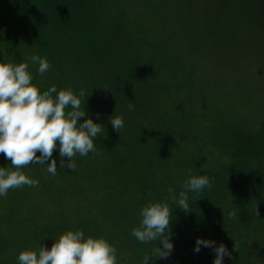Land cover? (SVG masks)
<instances>
[{"label":"trees","instance_id":"trees-1","mask_svg":"<svg viewBox=\"0 0 264 264\" xmlns=\"http://www.w3.org/2000/svg\"><path fill=\"white\" fill-rule=\"evenodd\" d=\"M154 1L0 0V63L27 62L41 92L83 89L86 116L79 122L91 118L104 127L94 139L97 152L77 154L74 171L60 167L58 148L57 175L47 165L26 166L35 170L32 179L48 181L49 203H36L42 189L30 186L26 199L10 198V190L0 196V264H18L26 249L50 248L68 230L84 231V221L116 226L107 241L118 264L144 261L146 254L149 264H214L212 247L195 251L198 238L226 246L231 258L223 264H264V119L216 123L219 114L202 88L181 84L163 63ZM252 5L264 38V0ZM32 55L50 63L43 76ZM116 115L124 119L120 133L109 122ZM10 163L0 154V167ZM191 175L208 176L212 187L188 191L185 212L171 197L179 198ZM150 202L168 203L172 213L173 251L166 259L152 255L163 248L158 240L141 243L131 235Z\"/></svg>","mask_w":264,"mask_h":264},{"label":"clouds","instance_id":"clouds-1","mask_svg":"<svg viewBox=\"0 0 264 264\" xmlns=\"http://www.w3.org/2000/svg\"><path fill=\"white\" fill-rule=\"evenodd\" d=\"M33 64H38V73L43 76L51 67L46 58L37 55L29 57ZM29 64L0 63V154L10 160L11 167H0V196H6L11 189L38 186L39 181L30 178L22 169L30 164L47 165V173L58 174L57 161L52 159L53 152L59 150L60 167L74 171L77 167L74 157L96 153L94 139L103 131L102 124L86 116L81 108L82 99L86 98L83 89L79 95L71 87L57 93L55 86L41 92L32 83ZM53 93H56L55 98ZM128 109L134 110L132 104ZM99 116V114H97ZM113 129L120 133L124 128V119L116 115L109 121ZM39 153V155H37ZM65 159L67 163H65ZM51 160L50 163H46ZM212 181L206 175H191L184 184L179 198L171 199L185 212L190 210L188 191L199 194L205 188H211ZM169 189V192H172ZM171 211L168 203L150 202L140 212L139 226L131 231L141 243L159 241L152 250L156 258H168L173 251L170 240ZM235 218L236 213L229 214ZM256 215H259L256 209ZM212 247L215 252L214 264H223L225 256L231 253L221 243L215 246L213 241L198 238L195 251L200 247ZM234 251L238 250L235 243ZM18 264H118L117 249L105 238H85L83 231L68 230L61 234L50 248L40 246L38 250L26 249L19 253ZM151 256L145 255L143 264H149Z\"/></svg>","mask_w":264,"mask_h":264},{"label":"rangeland","instance_id":"rangeland-1","mask_svg":"<svg viewBox=\"0 0 264 264\" xmlns=\"http://www.w3.org/2000/svg\"><path fill=\"white\" fill-rule=\"evenodd\" d=\"M252 2L155 0L150 7L161 22L159 34L166 53L163 63L171 66L172 74L181 84L191 81L202 88L207 103L219 114L216 123L223 119L240 123L264 119V38L255 25L257 15ZM32 172L31 167H26L24 173L32 178L35 170ZM46 182L30 189H42L36 203H49L50 196L43 190ZM28 187L11 189L10 198L26 199ZM22 213L28 216L26 211ZM84 226L85 238L106 240L116 228L98 221H84ZM134 262L143 264L134 258L124 264Z\"/></svg>","mask_w":264,"mask_h":264}]
</instances>
